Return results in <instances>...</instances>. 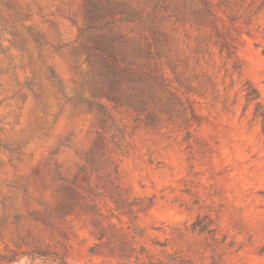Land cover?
<instances>
[{"label":"rangeland","instance_id":"rangeland-1","mask_svg":"<svg viewBox=\"0 0 264 264\" xmlns=\"http://www.w3.org/2000/svg\"><path fill=\"white\" fill-rule=\"evenodd\" d=\"M0 264H264V0H0Z\"/></svg>","mask_w":264,"mask_h":264}]
</instances>
